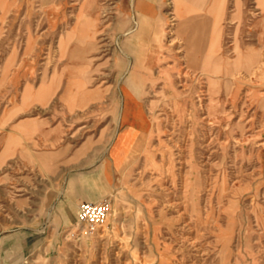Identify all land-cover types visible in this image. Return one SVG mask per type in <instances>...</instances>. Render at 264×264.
Returning a JSON list of instances; mask_svg holds the SVG:
<instances>
[{"label":"rangeland","instance_id":"1","mask_svg":"<svg viewBox=\"0 0 264 264\" xmlns=\"http://www.w3.org/2000/svg\"><path fill=\"white\" fill-rule=\"evenodd\" d=\"M0 264H264V0H0Z\"/></svg>","mask_w":264,"mask_h":264},{"label":"built area","instance_id":"2","mask_svg":"<svg viewBox=\"0 0 264 264\" xmlns=\"http://www.w3.org/2000/svg\"><path fill=\"white\" fill-rule=\"evenodd\" d=\"M111 204L109 199L103 198L99 201H82L78 204L76 218L85 232L93 233L97 228L103 226L110 213Z\"/></svg>","mask_w":264,"mask_h":264},{"label":"bare ground","instance_id":"3","mask_svg":"<svg viewBox=\"0 0 264 264\" xmlns=\"http://www.w3.org/2000/svg\"><path fill=\"white\" fill-rule=\"evenodd\" d=\"M94 9V7H92L91 8V10H93ZM88 21H90V20H88ZM92 22V21H91ZM93 23V22H92ZM92 26V25H91ZM97 32V31H96ZM96 34V33H95ZM94 35V34H93ZM92 34H91V36H93ZM91 38H93V37H91ZM216 48H217V46H216V43H213L212 44V46H211V48H210V50H209V56H211V57H209V58H203L204 60H202V63L204 64V63H208V68H207V70L208 71H212V72H217L220 68H219V65H218V63H217V60H216V57H215V52H216ZM150 55V54H149ZM153 55V54H152ZM136 61V60H135ZM152 61V60H151ZM151 61H149L148 62V65L151 67ZM135 63V62H134ZM183 63V62H182ZM129 64V63H128ZM202 64V65H203ZM127 66V65H126ZM182 67V66H181ZM180 67V68H181ZM184 67V66H183ZM185 68L186 67H184V70H185ZM205 69V68H204ZM189 70V69H188ZM187 70V71H188ZM136 71H138L137 70V67L136 66H133L132 67V71H131V73H130V76H129V78L127 79V80H125V82H126V84L128 83L129 84V89L132 91V92H135V93H137V94H139V90L138 89H140L138 86V79L137 78H134L133 77V73L134 72H136ZM187 73V72H186ZM190 73V72H189ZM137 74V73H136ZM183 74V73H182ZM190 75V74H189ZM211 75V74H210ZM149 76V75H148ZM182 76V75H181ZM210 77V76H209ZM212 77V76H211ZM214 77V76H213ZM216 77V76H215ZM206 78H208V76L206 77ZM147 79V78H146ZM153 79V78H152ZM209 79V78H208ZM179 81V80H178ZM187 81V80H186ZM207 81V80H206ZM126 84H125V86H126ZM126 89H127V86H126ZM128 89V90H129ZM130 91V93L132 94V92ZM205 91V90H204ZM206 93V92H205ZM140 95V94H139ZM131 97V96H130ZM133 97V96H132ZM134 97H135V95H134ZM126 98V97H125ZM128 100V99H127ZM126 100L124 99V102H125ZM130 101V100H129ZM126 103V102H125ZM128 105H130V104H128ZM140 106V105H139ZM144 106H145V104H144ZM136 107V106H135ZM123 109V108H122ZM146 110V109H145ZM149 111V110H148ZM121 113V112H120ZM133 114V113H132ZM150 114V113H149ZM149 118V117H148ZM169 118V117H168ZM127 119V118H126ZM128 122V120H122V123L123 124H126ZM129 123H130V125H140V126H142V124H143V126H144V124H145V122H144V118H143V116L139 113V112H135L134 114H133V118H131L130 120H129ZM147 124V123H146ZM149 128V127H148ZM151 128V127H150ZM152 129V128H151ZM140 130V129H139ZM144 130V129H143ZM142 130V131H143ZM148 130V129H147ZM141 131V130H140ZM123 136V135H122ZM130 136V135H129ZM143 136V135H142ZM128 138V137H127ZM141 138V137H140ZM130 139V138H129ZM125 140V139H124ZM128 140V139H127ZM124 142V141H123ZM128 142V141H127ZM130 143H131V141H130ZM132 148H134V147H131V149ZM127 149V148H126ZM119 152V151H118ZM117 152V153H118ZM122 151H120V153H121ZM127 152V151H126ZM129 152V151H128ZM114 161V160H113ZM110 166H112V165H110ZM113 168V167H112ZM111 168V169H112ZM117 169V168H116ZM114 172V171H113Z\"/></svg>","mask_w":264,"mask_h":264},{"label":"crops","instance_id":"4","mask_svg":"<svg viewBox=\"0 0 264 264\" xmlns=\"http://www.w3.org/2000/svg\"><path fill=\"white\" fill-rule=\"evenodd\" d=\"M102 171H103V175L105 176V172H104V166H103V170H102ZM83 201H85V200H83ZM81 202H82V201H81Z\"/></svg>","mask_w":264,"mask_h":264}]
</instances>
